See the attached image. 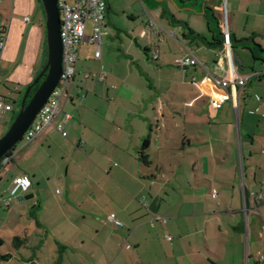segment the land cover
<instances>
[{
  "label": "crops",
  "instance_id": "0c3cea01",
  "mask_svg": "<svg viewBox=\"0 0 264 264\" xmlns=\"http://www.w3.org/2000/svg\"><path fill=\"white\" fill-rule=\"evenodd\" d=\"M137 1L145 28H133L123 39L106 26L99 48L87 40L80 46L62 106L70 117L66 137L49 128L35 143L13 151L0 168V199L16 177L31 182V190L8 205L0 202L9 214L24 218L18 222L21 237L11 235L12 250L0 252L1 264H243V235L251 233L256 250L246 256L264 264L256 258L264 250V177L253 175V184L241 186L237 195L240 210L232 212L245 206L254 217L243 226L218 217L212 222L196 210L191 198L198 190L189 182L178 203L162 199L158 185V179L179 181L176 161H203V172L195 176L209 182L210 173L220 180L227 176L211 168L213 161H237L243 151L251 155L259 125L264 126V64L251 61L252 55L260 57L257 46L264 50V0ZM106 4L105 18L117 0ZM126 9L136 20L135 11ZM151 18L156 27L149 29ZM45 21L40 0H0V24L8 25L0 64L10 61L29 71L16 80L17 94L45 66ZM226 22L233 49H240L231 51L236 74L260 76L240 90L237 115L226 92L207 78V73L225 76L223 46L214 41L221 40ZM87 31L90 37L91 28ZM86 45L92 49L83 53ZM188 53L200 65L176 67ZM101 72L106 78L99 81ZM6 92L0 86V96L10 101ZM144 140L148 167L138 162ZM53 181L62 193L49 202ZM110 214L122 226L110 222ZM3 243L0 236V247Z\"/></svg>",
  "mask_w": 264,
  "mask_h": 264
},
{
  "label": "rangeland",
  "instance_id": "374dc122",
  "mask_svg": "<svg viewBox=\"0 0 264 264\" xmlns=\"http://www.w3.org/2000/svg\"><path fill=\"white\" fill-rule=\"evenodd\" d=\"M126 8L135 11L136 20H132L130 18L129 13H127L129 10ZM123 10H125V12H123ZM139 15L140 4L137 0H117V4L113 11L110 12L109 17L106 16L105 18L107 24L106 26L110 30H119L121 36L123 37V39H125V32H130L131 30H133V28H138L139 26L144 27V25L140 21ZM87 29V32L89 33L90 24L88 25ZM90 49H92V47H88V45H86L82 49V52L84 53V51L86 52ZM233 50H237L240 52V49H235V47ZM231 54L234 55V53ZM251 61L256 65L261 64V62L253 60L252 57ZM27 72H29L28 69L23 65H15V63H11L10 61L0 64V86L1 88L6 89V94L8 95L7 97L12 101L11 104L14 110L13 116L10 119L4 118L0 122V138L8 131L14 118L18 114L19 105L27 87L23 86L19 94L14 92V88L17 84L16 80L22 79L25 74H27ZM263 127L264 126L259 125L261 131L260 137L256 138L254 144L255 147H253V151L251 150V155H249L248 151H243V156L242 154L239 155L237 161H213V166H211V168L214 167L213 170L216 173L223 174V177L225 176V174H227V176L229 177L230 175H234V180H227V176H225L226 178H221V180L215 179L210 173L211 180L209 182L202 181L201 179H197L198 177H196L195 174L197 173L198 176H200V174L203 172V167L201 165L203 161H176V175L177 180L179 179V181H177L176 183H169L171 184L169 185L167 183V179H158V185L161 186L162 190L161 198L167 202L172 201L173 203H178L181 199L180 196L182 194V187H186V184H188L186 182H189L191 185L190 187L193 190H198V192L194 193V197L191 198L195 202L194 206L196 207V210H202L206 212L208 216L207 218L212 222H214L218 217L219 220H221V218L225 219L226 221L223 223L229 225L240 224L243 226V224H250L251 219H253L254 217L251 215L252 213L248 211V209H246L245 206H240L242 209L239 214L233 213L232 210H240L237 195L243 190L241 189V186L243 187L244 185L250 183L253 184V175H256L257 179L264 177V163L262 162L264 161V139L262 138L264 136ZM22 146L23 143L17 144L14 151H18L20 148H22ZM27 149L28 148H23V151H26ZM244 181L246 182L244 183ZM53 183L54 186L51 187L48 193L49 202H54L55 200L59 199L62 193L60 184L56 181H53ZM172 189L175 190V193L171 191ZM7 193H9V191H7ZM236 202L238 203V209L236 207ZM26 203L27 202H24L23 205L25 206ZM167 205H169V203ZM183 207V210H190L188 205H184ZM8 209L9 208H5L0 204V236L4 241L2 247H0V252L4 253L12 250L11 235L13 233L17 232L18 236L21 237V230L19 227L20 224H18V222H20L21 224H23L24 222V218L22 220L19 219V214H9ZM24 213H26V217H29V214L31 213L30 207L28 208V210L26 209ZM30 239L31 241H33L34 236H31ZM14 241L16 244L18 243L17 239H15ZM255 250L256 249L254 248V239L252 233L249 235L247 234V236L245 237L243 235V264H252V260L247 258L249 255L246 256V253L249 252L250 254H253Z\"/></svg>",
  "mask_w": 264,
  "mask_h": 264
},
{
  "label": "built area",
  "instance_id": "2783aa9c",
  "mask_svg": "<svg viewBox=\"0 0 264 264\" xmlns=\"http://www.w3.org/2000/svg\"><path fill=\"white\" fill-rule=\"evenodd\" d=\"M221 2L225 4L226 0H221ZM106 7V0H57L60 20L59 36L62 48L61 75L57 86L19 142L23 143V146L35 143L49 128H54L60 136L66 137L64 125L70 117L62 113V106L69 98V89L74 79L79 49L86 40L91 44L97 45L99 48L102 37L107 34ZM25 21H28V18ZM89 24L91 36L87 37L86 30ZM155 27L156 23L151 18L148 28L152 29ZM7 28V23L2 22L0 24V55L5 47ZM169 34L173 35L172 33ZM222 46V54L227 60L225 76L223 78H216L207 73V78L218 88L226 92L227 100L237 115L239 92L251 77H256V74H252L249 77H240L236 74L231 54V40L226 23L222 31ZM191 64L200 65L199 61L191 53L174 62V65L178 68H186ZM105 76L103 72L97 75L99 81L104 80ZM216 108H219V105H216ZM12 111L11 102L7 98L0 96V122ZM10 160L11 155L4 156L0 161V168L6 166ZM30 186L31 182L27 176L16 177L8 196L5 199H0V202L8 205L18 194L27 192ZM108 220L117 226H122L121 223L115 220L114 214H110ZM260 236H264V227L260 232ZM256 258L258 262L264 263V250L259 251Z\"/></svg>",
  "mask_w": 264,
  "mask_h": 264
},
{
  "label": "water",
  "instance_id": "95a60500",
  "mask_svg": "<svg viewBox=\"0 0 264 264\" xmlns=\"http://www.w3.org/2000/svg\"><path fill=\"white\" fill-rule=\"evenodd\" d=\"M40 2L46 18V63L31 85L26 88L19 105L18 114L8 131L0 138V161L19 144L24 133L44 106L60 79L62 48L59 36L60 20L57 0H40ZM43 77V81L39 84L28 103H26L31 88ZM23 198L25 199V197L20 199L22 200Z\"/></svg>",
  "mask_w": 264,
  "mask_h": 264
},
{
  "label": "trees",
  "instance_id": "16d2710c",
  "mask_svg": "<svg viewBox=\"0 0 264 264\" xmlns=\"http://www.w3.org/2000/svg\"><path fill=\"white\" fill-rule=\"evenodd\" d=\"M40 3H41V2H40ZM192 34H193V33H192ZM214 45L222 46V34H221V40H215V41H214ZM257 47H258L259 52H260V57H256L255 55H252V59H253V60H256V61L259 60V61H261V62L264 64V50L261 49L259 46H257ZM231 48L233 49V45H232V43H231ZM256 77H260V76H256ZM43 79H44V77L41 78V80H40L35 86H33V87L31 88V91H30L29 96H28V98H27V100H26V103H28V101L30 100V98L32 97V95L34 94V92L37 90L39 84L43 81ZM30 85H31V84H30ZM30 85H29V86H30ZM10 102L12 103L11 100H10ZM13 102H14V101H13ZM147 148H148V141H147V140H144V141L142 142V144L140 145L139 152H138V162H139L141 165H143L144 167H148V166H150V164H151L150 161H149V159H148V156H147V154H146ZM14 149H15V148H14ZM14 149H13L12 151L8 152V153L6 154V156L11 155L12 152L14 151ZM17 241H19V240L17 239Z\"/></svg>",
  "mask_w": 264,
  "mask_h": 264
}]
</instances>
